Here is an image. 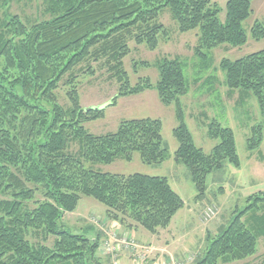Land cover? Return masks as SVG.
<instances>
[{
  "label": "trees",
  "instance_id": "16d2710c",
  "mask_svg": "<svg viewBox=\"0 0 264 264\" xmlns=\"http://www.w3.org/2000/svg\"><path fill=\"white\" fill-rule=\"evenodd\" d=\"M252 1L228 0L222 23L211 0H41L46 19L31 22L12 12L13 0H0V264H111L101 253L103 240L95 227L76 234L62 222L82 197L103 204L107 218L121 228H142L153 236L167 230L185 206L166 177L111 175L85 166L131 161L136 152L148 165L169 158L160 120L123 121L115 133L102 136L85 129L84 123L105 114L80 106L78 74L93 75L91 63L103 62L120 84L111 106L149 89L157 91L162 104L175 105V160L188 169L198 197L206 193L208 176L225 162L240 167L234 132L218 122L208 125V136L219 141L213 150L206 154L196 146L181 104L189 79L178 57L158 61L156 85L146 79L131 86L123 60L131 41L155 50L161 36L168 38L159 21L167 10L181 33L199 30L196 56L203 62L219 46L264 39L260 24L249 37L244 29ZM206 69L199 73L211 70ZM219 70L229 97L238 95L240 106L255 98L264 116V51L224 59ZM62 84L71 104L67 108L56 95ZM263 137L264 126L252 128L249 150L258 149ZM74 143L76 154L70 152ZM247 204L209 239L195 264L233 263L257 254L258 238L264 236V191Z\"/></svg>",
  "mask_w": 264,
  "mask_h": 264
},
{
  "label": "rangeland",
  "instance_id": "374dc122",
  "mask_svg": "<svg viewBox=\"0 0 264 264\" xmlns=\"http://www.w3.org/2000/svg\"><path fill=\"white\" fill-rule=\"evenodd\" d=\"M227 1L211 0L219 12L218 18L222 23L226 20ZM40 4L41 0H13L12 12L22 17L25 22L44 20L46 18L41 14L42 10H39ZM251 10L250 17L244 23L248 37L255 24L264 27V0H253ZM159 21L169 35L168 38L162 36L159 38V46L155 50H150L146 44L129 42L130 53L123 60V67L130 85L135 86L140 80L146 79L156 85L160 79L158 61L178 57L184 64L189 79L190 91L187 96L181 98V104L185 122L196 146L206 154L213 150L219 141L208 136V125L214 121L218 122L234 132L240 167L225 162L222 169L208 176L206 193L198 197L188 169L175 160L178 149V142L173 135V130L178 126L175 105L162 104L157 91L149 89L137 95L120 97L115 105L110 106L112 99L118 96L120 84L103 62L91 63L93 75L88 74L86 70L78 74L80 106L83 109L103 107L105 114L100 119L84 123L85 129L92 135L102 136L115 133L123 121L160 120L163 126V142L169 152V158L161 164L148 165L136 152L131 161L118 159L109 165L87 163L85 166L111 175L141 174L166 177L173 190L185 203L184 208L172 220L170 227L160 231L156 237L160 239L152 244L139 243L135 236H132V232L129 233L130 230L124 229L121 235L124 237L129 235L137 249L124 250L119 255V264H122L121 258L125 256L131 258L130 264H167L168 258L174 260L173 264H195L199 256L204 255L209 239L217 235V227H222V230L227 228L235 213L246 208L248 198L264 191V137L258 149L250 151L248 148L252 128L264 126V116L255 98L240 106L238 95L229 97L228 89L223 85V73L219 70V65L224 59L236 61L264 51V39L257 41L249 37L247 44L242 47L219 46L210 51L209 58L203 62L202 58L196 56L199 30L181 33L168 10L160 14ZM201 67L211 70L199 73ZM198 76L202 77L199 83ZM56 95L59 104L65 108L71 106L67 97V87L63 84ZM78 150L77 143L71 145V153L76 154ZM37 199L42 200V195L38 194ZM106 212L107 208L103 204L93 198L82 197L76 211L67 213L62 222L69 231L76 234L88 233L85 229L91 226L102 235H105V231L119 232L115 230L116 228L109 227L108 223L111 221L104 216ZM144 233L150 237L144 236L145 240L152 241L153 235L147 231ZM104 241L105 236L101 253L108 257L102 252ZM171 244L179 249L174 251V254L172 248L169 250L166 247ZM226 264H264V236L258 238L255 256Z\"/></svg>",
  "mask_w": 264,
  "mask_h": 264
},
{
  "label": "built area",
  "instance_id": "2783aa9c",
  "mask_svg": "<svg viewBox=\"0 0 264 264\" xmlns=\"http://www.w3.org/2000/svg\"><path fill=\"white\" fill-rule=\"evenodd\" d=\"M127 235V234H124ZM120 232H109L105 231V243L102 248L103 254L110 257L113 264H119V255L124 250H136L137 246H135V243L132 241V238L127 235L123 236ZM167 264H173L174 260L167 259Z\"/></svg>",
  "mask_w": 264,
  "mask_h": 264
},
{
  "label": "crops",
  "instance_id": "0c3cea01",
  "mask_svg": "<svg viewBox=\"0 0 264 264\" xmlns=\"http://www.w3.org/2000/svg\"><path fill=\"white\" fill-rule=\"evenodd\" d=\"M104 216H106V215H104ZM109 224V227H113V228H116L115 230H117V231H119L120 233L121 232H124V229L123 228H121L120 226H118L117 224H114V223H112V222H110V223H108ZM96 230V234H100V236H101V238H102V240H104V236L102 235V233L100 232V231H98L97 229H95ZM142 229H135V230H130L129 231V233L130 232H132L131 234H132V236H135V238H136V240L139 242V243H142V244H152L153 242H155V241H157L158 239H160V238H156L158 235H156L155 237H151V239H152V241H149L148 239H147V241L145 240V237L144 236H148L149 237V235H147L146 233H144L143 231H141ZM221 231H223L222 230V227H217V234H220L221 233ZM150 238V237H149ZM154 238H156V239H154ZM169 250L172 248L173 250H171L172 252H173V254H174V251H176V250H179V249H176V247L173 245V244H171V245H168V246H166ZM121 263L122 264H130V263H132V261H131V258H128L127 256H125V257H123V258H121Z\"/></svg>",
  "mask_w": 264,
  "mask_h": 264
},
{
  "label": "water",
  "instance_id": "95a60500",
  "mask_svg": "<svg viewBox=\"0 0 264 264\" xmlns=\"http://www.w3.org/2000/svg\"><path fill=\"white\" fill-rule=\"evenodd\" d=\"M112 102L109 104L111 106ZM102 110H105L103 107H97V108H87L85 109L86 112H90V111H102Z\"/></svg>",
  "mask_w": 264,
  "mask_h": 264
}]
</instances>
